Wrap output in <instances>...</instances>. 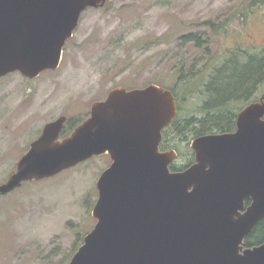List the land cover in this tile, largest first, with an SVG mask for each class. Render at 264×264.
I'll use <instances>...</instances> for the list:
<instances>
[{
    "label": "water",
    "instance_id": "1",
    "mask_svg": "<svg viewBox=\"0 0 264 264\" xmlns=\"http://www.w3.org/2000/svg\"><path fill=\"white\" fill-rule=\"evenodd\" d=\"M105 1L0 0V78L58 69L81 14ZM176 112L157 85L114 88L62 141L66 117L46 124L0 196L107 154L96 224L68 264H264V242L243 249L264 219V98L237 114L234 132L195 138V163L182 172L169 170L174 151L158 149Z\"/></svg>",
    "mask_w": 264,
    "mask_h": 264
},
{
    "label": "rangeland",
    "instance_id": "2",
    "mask_svg": "<svg viewBox=\"0 0 264 264\" xmlns=\"http://www.w3.org/2000/svg\"><path fill=\"white\" fill-rule=\"evenodd\" d=\"M207 22L224 29L213 33ZM237 52L264 54V2L106 0L86 10L58 69L33 80L19 73L0 78V185L46 124L63 116L80 125L114 88L173 90L185 116L199 118L213 67ZM263 95L264 83L257 101ZM243 104L233 102L227 112L237 114ZM183 137L172 140L183 153L176 168L191 158L190 126ZM110 164L106 155L94 157L1 196L0 264H68L96 224V182Z\"/></svg>",
    "mask_w": 264,
    "mask_h": 264
},
{
    "label": "trees",
    "instance_id": "3",
    "mask_svg": "<svg viewBox=\"0 0 264 264\" xmlns=\"http://www.w3.org/2000/svg\"><path fill=\"white\" fill-rule=\"evenodd\" d=\"M263 2L264 0H257V3ZM205 25L213 33L224 29V27L215 26L211 22H207ZM194 37L196 36L192 35L189 38L196 41V47L200 48L201 41L194 40ZM238 54L240 56L237 57ZM245 55L246 53L243 52L231 53L225 61L223 60L218 66L213 67V72L207 78V83L204 86V92L208 97L203 103L202 111L204 113L202 116L196 119L194 116L185 120H176L173 124L183 123L186 125L185 127L190 126L193 137L232 132L235 129L236 114L227 112L229 105L233 102H241L244 103V106L257 101L258 96L255 95H257L260 85L264 83V54ZM171 92L176 94L173 90ZM77 124L67 122L60 137L63 139L69 137L71 134L68 135V132H73ZM174 132H177V128ZM28 183L25 182L22 186ZM263 242L264 219L245 238L244 245L247 248H252Z\"/></svg>",
    "mask_w": 264,
    "mask_h": 264
},
{
    "label": "flooded vegetation",
    "instance_id": "4",
    "mask_svg": "<svg viewBox=\"0 0 264 264\" xmlns=\"http://www.w3.org/2000/svg\"><path fill=\"white\" fill-rule=\"evenodd\" d=\"M101 7V6H100ZM88 10V9H87ZM85 12V11H84ZM83 12V13H84ZM82 13V14H83ZM82 14H81V16H82ZM81 16H80V18H81ZM79 22H80V19H79ZM78 25H79V23H78ZM76 30V29H75ZM75 30H74V32H75ZM74 32H73V34H74ZM73 36V35H72ZM68 41V40H67ZM66 41V42H67ZM66 44V43H65ZM64 48V47H63ZM238 56H240V54H238L237 55V57ZM126 89V88H125ZM127 90V89H126ZM133 90V89H132ZM171 91V90H170ZM172 95L174 96V99H175V103H176V110H177V112H176V116H175V118L172 120V123L170 124V125H168L166 128H164L163 130H162V132H161V135H162V137H161V141H160V143H159V147H158V149H159V152H161V153H166V152H169V151H174L175 153H176V158L170 163V165H169V170H170V172H182V171H184V170H186L187 168H189L190 166H192L194 163H195V155H194V151H192L191 152V158L189 159V156L187 157V163L186 164H184L185 166H183L182 168H176L175 167V163L183 156V153H181V152H178V150L174 147V146H172V140L173 139H175V138H179L180 140H182V141H186V140H184V130H185V124H183V123H178V124H173L174 123V121H176V120H185V119H187V118H191L190 116H185V113H184V110L181 108V105H180V99H179V97H178V94H173V92H172ZM262 98H264V95L262 96V97H260L259 99H258V101H260V99H262ZM99 102V101H98ZM243 109V108H242ZM241 109V110H242ZM241 110H239V112L241 111ZM238 112V113H239ZM237 113V114H238ZM237 114H236V117H237ZM236 117H235V129L232 131V132H234L235 130H236ZM174 125V126H173ZM178 125V126H177ZM177 126V127H176ZM174 128V129H173ZM176 128H177V132L175 133L174 131L176 130ZM183 129V130H182ZM172 134H174L176 137L175 138H173L172 137ZM216 134H219V133H216ZM195 138H198V137H194V139ZM193 139V140H194ZM106 156H108L107 154H105ZM109 157V156H108ZM174 169V170H173ZM245 206H248L249 204H250V201L249 200H246L245 202ZM259 223V222H258ZM257 223V224H258ZM256 224V225H257ZM255 228V227H254ZM253 228V229H254ZM253 231V230H252ZM251 234V233H250ZM249 236V235H248ZM247 238V237H246ZM243 249H247V247H245V245H243Z\"/></svg>",
    "mask_w": 264,
    "mask_h": 264
}]
</instances>
